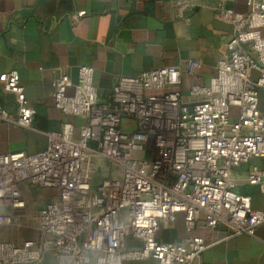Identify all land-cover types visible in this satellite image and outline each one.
<instances>
[{"label": "built area", "instance_id": "2783aa9c", "mask_svg": "<svg viewBox=\"0 0 264 264\" xmlns=\"http://www.w3.org/2000/svg\"><path fill=\"white\" fill-rule=\"evenodd\" d=\"M194 2L180 0L179 15ZM247 4L246 12L215 4L232 35L209 83L194 81L188 96L184 75L197 79L201 58L122 75L107 99L96 91L91 66H80L77 82L56 76V107L78 122L45 132L43 148L0 153V227L21 224L29 187L45 197L37 234L21 243L0 240V264H41L49 252L57 264H204L212 242L194 232L199 222L224 225L233 236L255 234L264 210L238 187L264 193V166L251 164L244 177L234 173L253 157L264 158V0ZM0 81L16 106L7 109L0 100V119L34 129L36 109L18 71L3 72ZM127 118L135 127H125ZM147 146L162 158L143 156ZM99 164L110 172L94 189ZM180 218L185 238L161 240L160 232ZM131 237L141 243L131 245Z\"/></svg>", "mask_w": 264, "mask_h": 264}, {"label": "crops", "instance_id": "0c3cea01", "mask_svg": "<svg viewBox=\"0 0 264 264\" xmlns=\"http://www.w3.org/2000/svg\"><path fill=\"white\" fill-rule=\"evenodd\" d=\"M179 1L0 0V75L17 70L28 101L36 109L34 129L0 119V153L43 148L45 132L60 129L65 121L78 122V118L56 107L54 79L59 73L77 82L80 66L93 67L96 91L101 99H107L122 75L201 58L204 65L197 79L185 73L183 93L188 96L194 81L209 83L233 30L219 19L214 6L225 1L233 9L246 12L247 0H195L183 17L178 13ZM260 96L264 111V88ZM3 98L0 81V100ZM251 164L264 166V158L253 157L241 164L235 175L244 177ZM238 189L252 196L255 208L264 210V193L257 186L241 184ZM38 191L37 195L42 193ZM33 208L28 206L21 224L0 227V240L21 243L35 236L38 209ZM194 232L212 242L202 253L204 264H264V222L256 227L254 235H229L226 226L209 228L202 221ZM187 234L180 218L159 237L180 241ZM41 264H57L56 255L49 252Z\"/></svg>", "mask_w": 264, "mask_h": 264}, {"label": "trees", "instance_id": "16d2710c", "mask_svg": "<svg viewBox=\"0 0 264 264\" xmlns=\"http://www.w3.org/2000/svg\"><path fill=\"white\" fill-rule=\"evenodd\" d=\"M1 101L3 102V105L7 108L8 106L12 109V110H16V106L14 103V99L10 94H6L4 93V98L1 99ZM56 130H59L56 129ZM106 169V165L105 164H99L98 168L92 178V186L94 189L97 188V186L100 184L101 180L110 172V170H105ZM129 243L131 245H139L141 242L140 240H137L133 237H131L129 239Z\"/></svg>", "mask_w": 264, "mask_h": 264}, {"label": "rangeland", "instance_id": "374dc122", "mask_svg": "<svg viewBox=\"0 0 264 264\" xmlns=\"http://www.w3.org/2000/svg\"><path fill=\"white\" fill-rule=\"evenodd\" d=\"M125 127H135V120L134 119H126L125 122ZM41 147V146H40ZM142 155L145 157H149L151 159H161L162 157L156 152L155 149H153L151 146H147V149H145L144 152H142ZM166 163L168 164V162L166 161ZM164 164V165H167ZM166 168H169V166H166ZM161 176H164V174L162 173ZM32 191V196L36 197L37 196L40 198L38 201L36 200H29L30 203L29 205L34 206V210L38 209L40 206H42V204L45 202V197L41 195V193H38L39 195H37V191L38 189H33L31 187H29V193ZM39 192V191H38ZM41 192V191H40ZM30 196V195H29Z\"/></svg>", "mask_w": 264, "mask_h": 264}]
</instances>
